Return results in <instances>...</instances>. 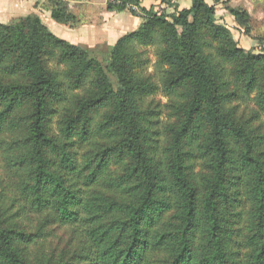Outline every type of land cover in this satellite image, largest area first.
<instances>
[{
    "label": "trees",
    "instance_id": "trees-1",
    "mask_svg": "<svg viewBox=\"0 0 264 264\" xmlns=\"http://www.w3.org/2000/svg\"><path fill=\"white\" fill-rule=\"evenodd\" d=\"M218 1L112 0L144 14L105 62L39 15L0 22V264H264V47L239 46Z\"/></svg>",
    "mask_w": 264,
    "mask_h": 264
},
{
    "label": "rangeland",
    "instance_id": "rangeland-1",
    "mask_svg": "<svg viewBox=\"0 0 264 264\" xmlns=\"http://www.w3.org/2000/svg\"><path fill=\"white\" fill-rule=\"evenodd\" d=\"M65 1L68 2L69 9L76 16V23L72 26L57 22V25L53 26L54 20L50 16V7L52 5L50 0H0V22L8 23L28 14L39 15L53 34L62 39L65 36L70 43L85 46L91 51L93 56L105 62L108 59L110 46L119 37L135 29L142 21L144 11L141 7L145 9L152 7L154 11L164 14H171L174 9L172 6L160 2V0H141V7L130 5L126 10L119 12L107 9V4L112 0ZM172 1L178 8L189 5V0ZM206 1L209 4L213 3V0ZM228 8L246 12L248 20L244 23L236 21L229 13ZM215 11L218 17L223 18L225 24L233 26L230 33L239 46L248 49L264 47L260 43V40H264V0H219L215 4ZM141 49L149 59L147 74L159 83L155 46ZM253 97V95L250 96V98ZM154 98L161 103L166 102V98L160 91L157 92ZM239 108V112L243 116H248L256 109L253 101L240 104ZM259 123L261 128L264 129V114H261L255 124ZM5 151V148H0L3 165L6 162ZM53 228L52 236L48 239L50 247L56 252H67L68 229L60 226H54Z\"/></svg>",
    "mask_w": 264,
    "mask_h": 264
},
{
    "label": "crops",
    "instance_id": "crops-1",
    "mask_svg": "<svg viewBox=\"0 0 264 264\" xmlns=\"http://www.w3.org/2000/svg\"><path fill=\"white\" fill-rule=\"evenodd\" d=\"M189 4H190V0H189ZM189 5L187 4V6L186 7H188ZM57 24H56V22H54L53 21V26L55 27ZM56 33V32H55ZM62 36V35H61ZM63 37V36H62ZM65 40H66V38H65V36L63 37Z\"/></svg>",
    "mask_w": 264,
    "mask_h": 264
}]
</instances>
